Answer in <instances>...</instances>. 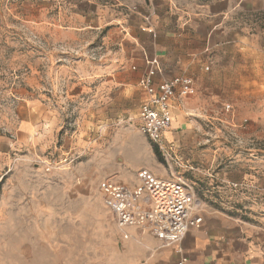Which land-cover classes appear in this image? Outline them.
Returning <instances> with one entry per match:
<instances>
[{"label":"rangeland","instance_id":"rangeland-1","mask_svg":"<svg viewBox=\"0 0 264 264\" xmlns=\"http://www.w3.org/2000/svg\"><path fill=\"white\" fill-rule=\"evenodd\" d=\"M44 4L0 0V264H124L125 228L110 253L117 222L102 199L142 163L192 186L201 210L264 213V16L243 33L255 53L226 41L209 53L245 91L207 95L200 127L161 149L138 130L136 93L121 92V35L66 28Z\"/></svg>","mask_w":264,"mask_h":264},{"label":"crops","instance_id":"crops-1","mask_svg":"<svg viewBox=\"0 0 264 264\" xmlns=\"http://www.w3.org/2000/svg\"><path fill=\"white\" fill-rule=\"evenodd\" d=\"M44 1L40 15L48 18L49 9L55 7L57 11L51 20L66 28H113L111 34L121 35L118 55L123 65L116 75L121 92H135L138 96L137 114L146 97L138 84L147 72L146 58H156L160 64L162 73L153 77L154 82L176 76L193 79L195 94L173 100L171 126L164 134L169 141L178 139L181 131L195 132L200 127L202 117L207 116L201 110L212 102V97L207 96L210 93L227 91V87L234 93L245 91L243 78L239 80L240 71L237 75L228 74L232 65L225 70L212 69L209 53L222 41L232 44L244 56H249L246 52L255 53V38L244 35V29L247 22L260 28L264 16V0ZM236 28L240 32L229 31ZM221 76L223 79L218 80ZM234 77L238 79L233 80ZM134 170H128L120 178L114 176L111 180L116 186L111 183L112 189L102 199L103 205H107L108 198L125 200L135 219L143 223L124 226L127 237L123 242L124 264H177L182 256L187 258L185 264H264V213L243 219L209 208L201 210L202 201L194 191L190 201L195 206L199 227L190 228L179 243L163 246L148 232L154 209L148 188L153 181L169 178L150 163L136 165ZM244 176L246 180L247 174ZM257 188L262 191V182ZM110 213L117 222L118 216ZM116 224L109 235L110 253L118 247Z\"/></svg>","mask_w":264,"mask_h":264},{"label":"built area","instance_id":"built-area-1","mask_svg":"<svg viewBox=\"0 0 264 264\" xmlns=\"http://www.w3.org/2000/svg\"><path fill=\"white\" fill-rule=\"evenodd\" d=\"M147 72L139 79V86L146 97L141 103L138 119L139 132L159 148L165 143V132L172 122L173 100L195 94L194 81L189 76H176L154 82L153 77L162 73L156 58H146ZM227 108L229 106H226ZM154 203L153 220L148 232L155 236L163 246L179 243L187 231L199 227V220L194 216L195 206L190 201L192 187L178 177L167 181H153L148 188ZM106 206L118 216L119 227L130 223H143L135 219L130 204L121 198H108ZM123 224V226H122ZM182 256L177 264H185Z\"/></svg>","mask_w":264,"mask_h":264},{"label":"trees","instance_id":"trees-1","mask_svg":"<svg viewBox=\"0 0 264 264\" xmlns=\"http://www.w3.org/2000/svg\"><path fill=\"white\" fill-rule=\"evenodd\" d=\"M154 152L157 154V150L156 149H154Z\"/></svg>","mask_w":264,"mask_h":264}]
</instances>
